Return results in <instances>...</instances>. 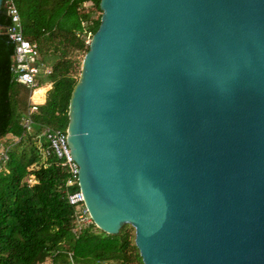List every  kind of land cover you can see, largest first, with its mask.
<instances>
[{
    "label": "water",
    "instance_id": "water-1",
    "mask_svg": "<svg viewBox=\"0 0 264 264\" xmlns=\"http://www.w3.org/2000/svg\"><path fill=\"white\" fill-rule=\"evenodd\" d=\"M98 7L65 127L92 223L142 264H264V0Z\"/></svg>",
    "mask_w": 264,
    "mask_h": 264
},
{
    "label": "trees",
    "instance_id": "trees-1",
    "mask_svg": "<svg viewBox=\"0 0 264 264\" xmlns=\"http://www.w3.org/2000/svg\"><path fill=\"white\" fill-rule=\"evenodd\" d=\"M98 2L14 0L22 34L35 43L37 62L49 70L37 76L38 86H50L31 113L32 129L26 133L20 120L30 93L9 70L10 19L0 5V140L16 137L6 146V171L0 170V264H65L68 254L74 264H142L129 224L107 234L90 222L73 235V206L67 194L77 185H65L67 169L54 156L43 154L46 142L39 136L44 127H66L68 99L79 73L75 55L87 51L84 37L88 33L90 38L98 26ZM92 11L99 14L90 20ZM30 175L32 183L26 181Z\"/></svg>",
    "mask_w": 264,
    "mask_h": 264
},
{
    "label": "built area",
    "instance_id": "built-area-1",
    "mask_svg": "<svg viewBox=\"0 0 264 264\" xmlns=\"http://www.w3.org/2000/svg\"><path fill=\"white\" fill-rule=\"evenodd\" d=\"M10 19V24L6 28L8 38L13 43V52L11 63L9 66L10 72L13 74L16 82L23 85L29 90V93L34 92L38 88L37 76L39 73H48V68L39 64L36 60L37 49L35 43L24 37L21 30V20L16 10L14 0H1V4ZM37 103L29 102L25 115L20 120V127L23 133L29 132L31 129V113L36 111ZM46 146L42 152L45 155H52L60 164L67 169V178L65 185H77V165L71 158L66 144V130L44 127L40 133ZM7 160L6 146L1 147L0 151V170L4 169V163ZM27 182H34L30 175L26 179ZM68 203L73 206V226L71 232L74 236L77 235L79 229L91 221L86 208L83 205L82 195L78 189L67 194ZM69 263L74 264L68 254ZM42 264H55L51 260Z\"/></svg>",
    "mask_w": 264,
    "mask_h": 264
},
{
    "label": "rangeland",
    "instance_id": "rangeland-1",
    "mask_svg": "<svg viewBox=\"0 0 264 264\" xmlns=\"http://www.w3.org/2000/svg\"><path fill=\"white\" fill-rule=\"evenodd\" d=\"M89 3H85V6H88ZM99 12L98 11H92L91 14H90V20H93L95 19L97 16H98ZM89 24V23H88ZM84 40L85 42H88L89 41V35L87 33V35L84 37ZM83 57V52H77L76 55H75V58L79 61V67H78V71L80 70V62H81V59ZM79 74V73H78ZM29 102L28 98H27V103ZM32 129V128H31ZM30 129V130H31ZM16 140V138L14 136H11V135H7L6 137H4L3 139L0 140V145L2 146H7L11 143H13L14 141ZM0 151H1V148H0ZM68 259V258H67ZM69 263L66 262L65 264Z\"/></svg>",
    "mask_w": 264,
    "mask_h": 264
},
{
    "label": "crops",
    "instance_id": "crops-1",
    "mask_svg": "<svg viewBox=\"0 0 264 264\" xmlns=\"http://www.w3.org/2000/svg\"><path fill=\"white\" fill-rule=\"evenodd\" d=\"M49 84H44V85H42V86H38V90L36 89L34 92H31L30 94H29V96H28V100H29V102H35V103H37V105H39V104H41V103H43V101H44V99H45V92H46V90L49 88ZM42 90H41V89ZM41 90V91H40ZM40 91V92H39ZM33 93V94H32ZM36 95V96H35ZM29 102H28V104H29ZM12 136V135H11ZM16 138V137H15ZM2 147V145H0V148ZM4 169H5V167H4ZM2 171H6V169L5 170H2ZM56 264V263H55Z\"/></svg>",
    "mask_w": 264,
    "mask_h": 264
},
{
    "label": "bare ground",
    "instance_id": "bare-ground-1",
    "mask_svg": "<svg viewBox=\"0 0 264 264\" xmlns=\"http://www.w3.org/2000/svg\"><path fill=\"white\" fill-rule=\"evenodd\" d=\"M40 89H41V88H40ZM37 90H38V89H37ZM41 90H42V89H41ZM41 90H40V91H41ZM40 91H39V92H40ZM32 94H33V93H32ZM35 96H36V95H35Z\"/></svg>",
    "mask_w": 264,
    "mask_h": 264
}]
</instances>
